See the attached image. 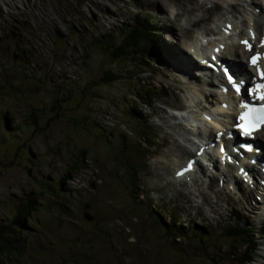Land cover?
Wrapping results in <instances>:
<instances>
[{"label":"rangeland","instance_id":"obj_1","mask_svg":"<svg viewBox=\"0 0 264 264\" xmlns=\"http://www.w3.org/2000/svg\"><path fill=\"white\" fill-rule=\"evenodd\" d=\"M149 1L161 4L162 10L149 5L147 0H137L136 4L134 0H0V91L2 87L5 89L0 92V115L8 117L9 121L10 117L4 112V109H7L14 114L18 122L21 118L28 117L33 109L47 107L46 104L51 100L50 91L53 87L63 90L65 83L71 86L76 81L88 82L91 89L96 91L97 84L91 69L97 71V64L95 59L90 58V52L93 50L92 45L103 39V34H111L107 25L115 20H127L128 27L140 25L162 33L155 40L156 43L158 41L166 46L170 52L179 48L176 58L181 63L179 54L191 59L186 50L181 48L182 45L187 46L186 41L192 38L191 33L197 31L193 30V20L201 18L203 26L200 31L213 29V35L207 34V38H202L203 45L207 44L210 48L217 40L225 38L223 36L226 35L224 27L227 17L236 15L242 23V20H246L250 15L249 0ZM254 2L264 12V0ZM232 3L235 7H232ZM224 10L225 14L222 12ZM165 13L166 18L163 16ZM95 14L100 18H94ZM222 18L224 22L221 21ZM180 25L184 28L191 27L192 30L182 31ZM241 28L234 29L231 34L227 32L226 39H230L232 44L237 43V32H240ZM69 33L74 37H68ZM231 42L228 45L235 47ZM85 62L87 66L82 67ZM148 62L152 64V61ZM145 63L146 60L142 59L141 65L144 68L151 65ZM21 72L25 76L21 77ZM131 75H126L120 86L106 89L103 98L91 100L99 107L98 113H94L96 118L92 115L82 121L84 118L80 110L65 107L61 110V116L56 117L47 131L28 132V137L21 135L18 143L22 148L14 147L15 140L9 146H3L10 138L3 132L4 126L0 128V217L4 219L14 213L18 201L16 195H20L22 191L37 189L40 185L37 178L40 176L59 184V180L64 176L63 169L73 168L74 162L79 160L77 156L81 157L82 145L88 146L85 147L87 151L83 156L85 165L75 170L72 180L64 181V185L73 192L70 204L75 211L55 215L49 210L48 203L41 205L38 211L44 220L43 228L45 226L50 231L53 229L56 241L55 237L44 238V235L43 239H33L36 246L29 243L24 251L25 256L12 257L14 260L9 264H163L170 245L168 247V240L165 241L162 234L152 231L149 216L143 215L135 221V225L131 223L130 227L123 223L122 218L127 212H130L131 216L137 215L136 210L130 209L135 202H128V197H133L135 192L129 187L127 176H123L124 172L120 174L118 171L121 169L120 163L117 162L119 154L110 149L111 145L105 141L103 131L94 130L96 124L104 125L106 129L115 126L112 135H116V144L124 147V151L129 149L134 156L138 155L140 145L137 146V142L142 138L138 125L122 111L131 106L139 84L148 82L143 80V73ZM42 76L48 80L47 86L46 83L39 82ZM146 76L165 84L168 92L176 90L189 98L193 95L198 97L197 87H201L194 83L186 86L175 84L173 78H170L168 86L166 75L161 71L156 75ZM88 97H92L91 94ZM177 100H180L178 95L176 98L158 97L150 109L142 111L144 116L152 117V125L160 134L150 159L153 175L145 178L143 185L149 193L156 194L153 204L166 205L163 216L168 215L167 222L171 221L174 214H180L182 219L179 221L185 225L192 218L196 219V222L205 220V224L213 229L209 233V239L199 247L195 245L194 237L189 238L188 243L182 240L181 246L187 251L176 256L170 250L166 264H211L206 257L207 252L211 251L210 244H221L227 239L219 235L221 225L215 223L217 217L236 218L240 215L238 212L245 214V210L252 214L251 204H254L251 199L258 198L249 192V198L246 199L244 195L245 199H240L237 203L233 198L240 196H230L234 194L230 184H223L219 179H215L217 185L210 188L211 181L205 178L210 170H205V177L200 176L205 179L202 184L181 183L172 178V171L177 166L176 161L181 159L183 163L189 156L183 149L163 146L174 143L172 138L175 134L169 126L166 107L168 109V104L176 103ZM180 104L186 106L182 114L191 115L186 121L188 126L194 127L193 121L197 120L200 126L204 125L198 116V108L189 101L181 100ZM76 118L81 121L72 120ZM120 131L127 132L129 138L119 139ZM11 135L15 137V132ZM179 135L185 136L186 133L180 131ZM83 137H91L93 140L87 141ZM75 144H79L78 148ZM178 154L180 158H175ZM220 176L230 180L222 177L221 173ZM169 179L172 180L171 185H164ZM42 196L44 199L52 197ZM52 201L54 202V199ZM140 205L143 206L144 202H140ZM174 209L179 211L175 212ZM59 217H66L67 220H60ZM254 218L257 223L259 217ZM126 219L134 221L132 217ZM61 223L64 224L63 227L58 226ZM50 225H53L52 229L48 227ZM145 228H148L151 234L148 230H143ZM59 230L65 234L83 232L89 239L86 240L87 245L97 247L95 252L93 249V255H86L85 259L73 255L72 242L62 241L67 238L65 234H60ZM86 249L90 250L88 247ZM97 251H100L97 257L92 258ZM260 254L263 257L264 251Z\"/></svg>","mask_w":264,"mask_h":264},{"label":"trees","instance_id":"obj_2","mask_svg":"<svg viewBox=\"0 0 264 264\" xmlns=\"http://www.w3.org/2000/svg\"><path fill=\"white\" fill-rule=\"evenodd\" d=\"M134 44V43H132ZM101 49L100 47H98ZM111 54L107 53V58L103 60H99L96 62V64L99 66V69L97 71H93V78L96 81H107L108 83H115L117 79H121L123 73L115 72L113 68H111V63L114 60V58L118 59L123 56L122 52L121 54L118 53L117 47L113 49ZM103 52V51H101ZM90 58H94L92 55H90ZM84 67L87 66V62L83 63ZM121 72V71H120ZM39 82H46L44 78H41ZM68 88L66 91L61 90H56L54 94L51 96L50 103L48 104V112L47 113H53L52 115H48L47 119H43V116L45 115L44 113L46 112L45 110L39 111L38 113L35 109L31 111V115L28 118V122H30L31 127L34 129L33 131H41L43 129L48 130L50 126L48 127L47 120H52L56 119V117H59L60 112L59 110L64 108L65 105H74L75 109L80 110L81 107L78 105L83 102V100H88L87 97L91 93L92 98L93 97H99L101 93H98V91L91 90L89 87L88 82H86V85L82 86V82H76L75 84L69 86L67 85ZM4 87H2V90L0 91L1 93L3 92ZM63 99V100H62ZM62 101V102H61ZM91 102V101H90ZM82 106V105H81ZM84 106H82L83 108ZM6 114L10 117V119L14 118V114L7 110L4 109ZM37 114V115H36ZM93 114L87 113L85 115L81 116L84 118L85 121L87 118L92 116ZM96 118V117H95ZM43 119V120H42ZM74 121H81L76 119H72ZM14 123H9L8 117L6 118L4 115H0V128L2 126L3 129H6L7 126H11ZM45 125V127H44ZM13 126H16L13 125ZM100 130L103 131V129L99 126ZM19 134L25 135V132H19ZM17 133H15V136ZM85 153V150H83ZM79 162V163H78ZM75 165H72V169L75 170V168L78 167V164H83V156L79 160L74 162ZM134 169V185H139L140 180L136 178L138 171L140 168L137 165H133ZM68 173H70V169H68ZM73 172H71L69 175L71 176ZM40 185H38L39 190L36 188L30 189L26 192L21 193L19 196H16L19 201H17L16 204V209L14 213L10 214L8 219L0 218V264H9L13 262L12 257H18V256H25L24 251L27 249V247L30 245L29 243H33L32 239L36 238V235H40L42 238V235L44 234V237L50 238L54 237L55 234L52 232V230H48L46 227L43 229H39L38 234H34L35 228H37L39 225L42 226V220L38 216L37 212L39 210V205H40V200L42 199V195H47L49 192L52 194L54 193V202H51V200L47 199V203L51 204L53 209H57L58 211L61 212H68L70 210L69 207V202L67 194H66V189L62 188L59 184H55L54 182H49L48 178L41 177L38 179ZM63 182V180H61ZM46 191V192H45ZM69 207V208H68ZM60 214V212H58ZM65 214V213H63ZM65 220L66 217H63ZM62 226L61 224H58V226ZM40 227V226H39ZM57 228V226H56ZM52 235V236H50ZM50 236V237H49ZM34 244V243H33ZM81 248V247H80ZM77 250L75 249L72 251V254L75 255L76 257L79 256V253L76 252ZM252 251L248 254L247 258H250ZM235 257H237L235 255ZM238 262H242V264L246 263V258H236ZM235 259V260H236ZM236 264H241V263H236Z\"/></svg>","mask_w":264,"mask_h":264},{"label":"bare ground","instance_id":"obj_3","mask_svg":"<svg viewBox=\"0 0 264 264\" xmlns=\"http://www.w3.org/2000/svg\"><path fill=\"white\" fill-rule=\"evenodd\" d=\"M149 5H154L155 7H157V9L162 10V6H160V4H158V3H150ZM232 7H235V6H233V3H232ZM255 8H258V6H255ZM194 11H196V10H194ZM222 12L224 14L226 13L225 10L222 11ZM238 14H240V16H242L241 13H238ZM163 16H164V18H166L167 17V13H165ZM243 18H244V16H243ZM247 18H249V19H246V21L249 22V23H251V25L253 27H256L257 30H259V27L262 26L263 21H264V20H262L260 18L259 19H255V18H253L252 15H251V17H249V15H248ZM195 20H197V19H195ZM225 20H226V22H228V24L231 25V28L229 30H227V31L226 30L224 31V33L226 35L223 36L225 38H222V40L224 42H227L228 43V41L226 39L227 32L228 33L230 31L233 32L234 29L236 30V29L241 28L242 23L239 21V19L236 17V15L233 16V17H227ZM221 21L224 22V19L222 18ZM193 25L196 26L197 25V21H195L193 23ZM211 26L214 27V25H212V24H211ZM253 27H250L249 29H245V31H242L240 33L238 32L237 33V37H236L237 41H239L238 44H236V46L234 48H231V47H229V46L226 45L225 46V51H223L222 54L225 55V52H226L227 53V56L232 57V55H234L233 58H235L236 60H238L240 62H245V58L248 59V56H251L252 53H254V52L259 51V52L264 53V47H261L260 46V40L261 39H264V33H263V30L264 29L259 30V33L257 35V38L258 39H256V38L253 39L252 38L254 40L252 43H256L255 46L253 47L254 50L252 52L247 51L246 48H245V46L241 43V40L247 38L246 37V34L247 33L251 34V36H252V34L254 32L253 31V29H254ZM180 30L190 32V30H192V28L191 27L190 28H186V27L184 28V27L181 26L180 27ZM193 30H194V28H193ZM210 30H213V29H210ZM249 30H251V31H249ZM203 31H206V30H203ZM203 31H200L199 29L197 31L194 30V33H195L193 35V41L194 42H191L190 43L192 45L194 44V50L193 49L192 50L195 52V54L197 56L198 55L200 56L202 49H204V51L206 52V54L212 52V49L209 48L207 45L202 46V44H200V42H201V40L199 38L200 35L201 36L206 35V34H204ZM177 35H180V34L177 33ZM68 37H72V34H70ZM187 44H189V42ZM179 57L182 59L181 60V63L173 60L170 56H167V54H165V59L167 60V62L170 63L172 67H174V70H175V73L174 74H175V76L173 78L175 80L176 79L177 80L180 79L178 81H180L181 84H188V83L189 84H193V82H196V83H201L202 86L203 85H209L210 86V81H209L210 76H208V73L205 70H202L200 68H197L196 65H195V63L192 62L191 59L188 58V57H186L185 55L179 54ZM262 63H264V57H261V59L258 61L259 67H262L261 66ZM206 64H207V62H203V66H205ZM250 69H252L253 77H256L255 76L256 74H255L254 70L256 71V73H258L257 72V69L255 67H253V66H251ZM209 73L211 75V71H209ZM212 88L213 87L210 86L207 89H202V90L199 89L201 98H205V99L206 98H213V100H216L218 103L223 102V100H225L227 102L229 101L227 108H225L223 106H217V108L212 109V112H213V115L216 112L218 114L224 113L225 118H228L229 119L227 122L224 123V126H227L229 124H233V121H231L232 116L235 113L237 114V112L235 110V107H234V104H233L234 103V99H236V98H233L232 96H230L228 94H225L224 92L223 93H219L218 91L216 92L215 88H214V90H215L214 93L213 92H210V90H213ZM236 97H237V99H239L238 96H236ZM191 102L195 106H197V107L201 108V110H203V106H202V103L200 101L194 100V101H191ZM177 105H179V107H182V105H180V104H177ZM192 111H194V110H192ZM214 118H216V117H214ZM220 124H221V122H215V121H212L211 120V122L208 124V126L209 127H212V128L219 129V128H221L220 127L221 126ZM176 129H178V128H176ZM178 131H179V129H178ZM179 133H180V131H179ZM257 134H259V136L262 135L264 137V129H261V133H254L253 136H257ZM208 139H211V141H212L211 135H210V137H208ZM228 142H229V144L233 145L230 141H228ZM260 142H261V140H260ZM164 144H165V142H164ZM190 149L191 148H189V150ZM194 149H197V148L194 147ZM253 150L254 151H252V153L255 152L257 154V156H258L259 159L260 158H263V156H264V152H263L264 149L261 148L260 150L255 151L256 149L253 148ZM248 154L249 155H253V154H250V152H248ZM243 161L245 163L242 166H243L244 170L249 173V176L248 177L253 178V182H247L248 183V189H250L251 193L252 192L255 193V195H256L255 197L256 198L258 197V202H255L256 204L252 207L253 208V211H255L258 216H259V212L261 211L262 219L264 221V174H263L264 171L260 167L261 164H259V162L252 161V159H249V157H248V162H247L246 159L243 160ZM177 163H179V161ZM213 166H214V164H213ZM241 171H243V169H241ZM237 177H239V175H237ZM240 199H241V197L235 198V200H240ZM174 210H175V212L179 211L178 209H174ZM263 225H264V223H263ZM263 248H264V246H263ZM260 262L261 263H264L262 261H260Z\"/></svg>","mask_w":264,"mask_h":264},{"label":"snow or ice","instance_id":"obj_4","mask_svg":"<svg viewBox=\"0 0 264 264\" xmlns=\"http://www.w3.org/2000/svg\"><path fill=\"white\" fill-rule=\"evenodd\" d=\"M230 28L231 25L229 24L225 30L227 31ZM252 38L255 39L254 33L252 34ZM241 43L245 46L247 51H253V45L247 38L241 40ZM260 46L264 47V39L260 40ZM220 47L223 48V45ZM216 51H220V49L218 48ZM262 56H264V53L260 52L251 55L247 64L243 65V69L247 72L249 65L255 67L260 79L264 81V69H261L258 64V61ZM211 59L213 64L210 65V67L221 71V79L225 80L227 85L234 89L237 94H241L242 92L244 94V99L241 101V107L247 109V111L241 113V123L235 125V127L239 129L238 135L243 137H253L254 133H261V129H264V82L256 83L253 80L244 78L240 66L229 62L227 58L224 59L223 63L218 61L215 56L211 57ZM248 75L251 76V73H248ZM227 90L228 88L224 89V91ZM256 101H259V103H255ZM219 135V133L216 134L217 137H219ZM228 135L231 136L232 133H229ZM254 142L255 141H245L241 147L251 151ZM221 151H223V148H221ZM191 168L192 162H189L188 165L181 171H178L176 175L182 176L185 171H189Z\"/></svg>","mask_w":264,"mask_h":264}]
</instances>
